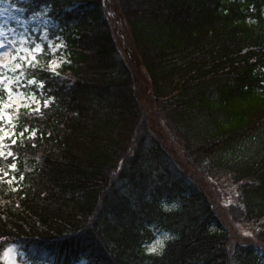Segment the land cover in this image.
Returning <instances> with one entry per match:
<instances>
[{"label": "trees", "instance_id": "16d2710c", "mask_svg": "<svg viewBox=\"0 0 264 264\" xmlns=\"http://www.w3.org/2000/svg\"><path fill=\"white\" fill-rule=\"evenodd\" d=\"M117 2L133 46L124 56L105 0L0 2L30 27L48 19L64 44L58 71L48 52L17 71L42 104L10 110L0 264L10 246L50 264H264V0ZM195 172L231 184L226 216L251 242L232 241ZM159 232L169 238L147 252Z\"/></svg>", "mask_w": 264, "mask_h": 264}, {"label": "rangeland", "instance_id": "374dc122", "mask_svg": "<svg viewBox=\"0 0 264 264\" xmlns=\"http://www.w3.org/2000/svg\"><path fill=\"white\" fill-rule=\"evenodd\" d=\"M0 26H2L5 35L0 37L4 40L5 47L0 49V68L2 69L1 77H3V82L0 83V88L3 89L5 97L0 98V109H3L5 113L4 118L0 120V128L3 130L0 131V136H3L4 144V156H0L3 159H7L8 155V139L16 135L14 123L12 116L10 115V110L23 109V108H37L42 104L40 93L34 91H29V85H34L33 81L30 84L24 85V79L19 77L15 68V65L19 63L22 68L24 65H29L30 63H38L37 60L40 56L46 55V52L49 53L50 62L48 64V69L51 72H56L60 68L61 63L64 61L62 50L64 49V44L61 40L51 39L49 37L48 30L53 26L52 22L48 19H44L40 24L29 26V23H26L19 14L15 11L14 8H11L8 4H0ZM103 15L107 17V22L110 27L114 30L115 33L121 35V37L115 35V40L118 44V48L121 49H132V43L127 31V27L120 17V11L118 7L117 0H105V6L103 8ZM38 33V34H37ZM24 37L26 39H21ZM16 41L15 46L10 43V41ZM38 41V42H37ZM35 42H37L35 44ZM122 51V50H121ZM122 55L125 53L122 51ZM138 78L139 86L137 87L138 94L142 99V104L145 105L146 109L150 111V114L155 117V110L152 102L148 98V91L146 92V86L144 85L143 78L139 71L136 72ZM41 87V85H40ZM11 88L12 92L10 93L8 89ZM35 97L39 101V104L33 102L32 97ZM11 98V99H10ZM11 103V107L5 108V104ZM9 116L11 120H9ZM160 135L164 137V127L162 124L155 120L153 123ZM27 131H24L26 133ZM21 136V135H20ZM31 136V135H30ZM160 136V138H161ZM162 140V139H161ZM163 143V140H162ZM164 144V143H163ZM167 146V144H164ZM180 159V156L177 155ZM192 174V173H191ZM195 180L196 184L202 187L206 191V194L214 197L216 201L217 208L216 212L221 217V221L224 226L228 227L230 237L233 242L248 243L252 240L251 232L248 226H245L242 223H233L226 216L225 208L227 205L231 204L235 195L231 184H216L211 185L208 179L199 173L195 172L191 175ZM14 184V183H12ZM166 207H172L173 204L164 202ZM169 238V234L159 232L157 233L154 240L148 243L145 246V250L150 253L158 252V250L163 245L164 241ZM254 242V241H253ZM154 249V251H153ZM262 250V249H259ZM259 254L264 257L263 251H258ZM33 257L35 259H33ZM54 256H50L49 259H52ZM2 261L5 264H50L46 259L48 256L44 254L42 250L32 252L29 250L26 252L24 249L18 248L17 246L8 247L3 255ZM45 259V263H41ZM77 264H85L84 261H81Z\"/></svg>", "mask_w": 264, "mask_h": 264}, {"label": "snow or ice", "instance_id": "6c2138e0", "mask_svg": "<svg viewBox=\"0 0 264 264\" xmlns=\"http://www.w3.org/2000/svg\"><path fill=\"white\" fill-rule=\"evenodd\" d=\"M0 2H2V0H0ZM13 7H15L14 5H13ZM3 13H0V15H2ZM5 35V33H4V30H3V28H2V26H0V37H3ZM21 39L23 40V39H26V38H24V37H21ZM10 43H12L14 46H15V44H16V41H10ZM5 47V44H4V40L3 39H0V49H2V48H4ZM21 67V65L19 64V63H17L16 65H15V68H20ZM3 82V77H0V83H2ZM41 87H43V85L41 84ZM8 91L11 93L12 92V89L11 88H9L8 89ZM11 99V98H10ZM32 100H33V102L34 103H36V104H39V101L38 100H36L35 99V97L33 96L32 97ZM12 105H11V103H9V104H5L4 105V107L5 108H7V107H11ZM48 106V101H44V107H47ZM35 111L36 112H39L40 111V108L39 107H37L36 109H35ZM4 115H5V113L3 112V109H0V120H2L3 118H4ZM9 120H11V117L9 116ZM3 129L2 128H0V131H2ZM25 131H27V129H25ZM20 135L21 136H23V132H21L20 133ZM30 135H31V137H35L36 136V131L35 130H32L31 131V133H30ZM3 139H4V137L3 136H0V156H4V144H3ZM16 141L15 140H12V143L14 144ZM8 155H12V152L9 150L8 151ZM12 169H15L16 168V165L15 164H12L11 166H10ZM5 175H7V173H5ZM13 179H15V177H13ZM11 182V181H10ZM153 251H154V249H153Z\"/></svg>", "mask_w": 264, "mask_h": 264}, {"label": "bare ground", "instance_id": "6f19581e", "mask_svg": "<svg viewBox=\"0 0 264 264\" xmlns=\"http://www.w3.org/2000/svg\"><path fill=\"white\" fill-rule=\"evenodd\" d=\"M2 180V179H1ZM4 183H6V185H10L8 182H5L4 180H2Z\"/></svg>", "mask_w": 264, "mask_h": 264}]
</instances>
